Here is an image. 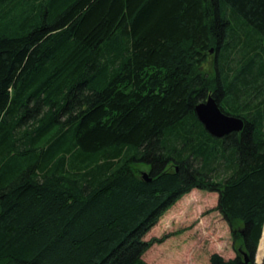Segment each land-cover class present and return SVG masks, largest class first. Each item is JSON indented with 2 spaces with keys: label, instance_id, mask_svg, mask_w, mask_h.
I'll use <instances>...</instances> for the list:
<instances>
[{
  "label": "trees",
  "instance_id": "obj_1",
  "mask_svg": "<svg viewBox=\"0 0 264 264\" xmlns=\"http://www.w3.org/2000/svg\"><path fill=\"white\" fill-rule=\"evenodd\" d=\"M209 96L242 131L206 130ZM194 189L232 232L209 263L258 264L264 0H0V264H149Z\"/></svg>",
  "mask_w": 264,
  "mask_h": 264
},
{
  "label": "rangeland",
  "instance_id": "obj_2",
  "mask_svg": "<svg viewBox=\"0 0 264 264\" xmlns=\"http://www.w3.org/2000/svg\"><path fill=\"white\" fill-rule=\"evenodd\" d=\"M213 66L212 58L207 67ZM219 194L194 189L173 205L147 233L146 240L168 238L154 244L143 256L149 264H209L218 252L225 258L236 256L230 225L218 210ZM256 261L264 257V239L259 244ZM263 250V255L258 254Z\"/></svg>",
  "mask_w": 264,
  "mask_h": 264
},
{
  "label": "water",
  "instance_id": "obj_3",
  "mask_svg": "<svg viewBox=\"0 0 264 264\" xmlns=\"http://www.w3.org/2000/svg\"><path fill=\"white\" fill-rule=\"evenodd\" d=\"M195 112L206 130L218 138L224 137L232 132H240L245 126V122L241 117L224 113L213 96H209L206 101L199 103L195 107ZM142 176L146 181H151L147 171L143 172ZM246 259L248 258L246 257Z\"/></svg>",
  "mask_w": 264,
  "mask_h": 264
},
{
  "label": "bare ground",
  "instance_id": "obj_4",
  "mask_svg": "<svg viewBox=\"0 0 264 264\" xmlns=\"http://www.w3.org/2000/svg\"><path fill=\"white\" fill-rule=\"evenodd\" d=\"M257 253H258V251H257Z\"/></svg>",
  "mask_w": 264,
  "mask_h": 264
},
{
  "label": "crops",
  "instance_id": "obj_5",
  "mask_svg": "<svg viewBox=\"0 0 264 264\" xmlns=\"http://www.w3.org/2000/svg\"><path fill=\"white\" fill-rule=\"evenodd\" d=\"M233 258V257H232ZM210 264V263H209Z\"/></svg>",
  "mask_w": 264,
  "mask_h": 264
}]
</instances>
